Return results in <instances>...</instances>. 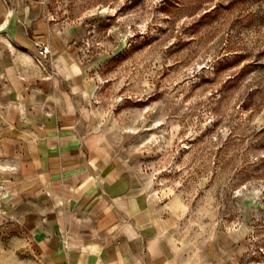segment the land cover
<instances>
[{"label":"rangeland","instance_id":"obj_1","mask_svg":"<svg viewBox=\"0 0 264 264\" xmlns=\"http://www.w3.org/2000/svg\"><path fill=\"white\" fill-rule=\"evenodd\" d=\"M42 1L88 66L97 130L180 248L200 256L208 241L233 242L236 264H264V0ZM26 2L0 0V54L4 20ZM36 49L20 56L47 74L51 51ZM15 165L0 132V264H44L46 233Z\"/></svg>","mask_w":264,"mask_h":264},{"label":"crops","instance_id":"obj_2","mask_svg":"<svg viewBox=\"0 0 264 264\" xmlns=\"http://www.w3.org/2000/svg\"><path fill=\"white\" fill-rule=\"evenodd\" d=\"M4 21L0 132L15 149L22 196L43 223L46 239L36 247L44 264H236L242 248L233 242L208 241L200 256L180 248L172 219L116 141L97 130L85 95L88 66L45 2L27 0ZM37 47L51 51L47 74L20 56Z\"/></svg>","mask_w":264,"mask_h":264},{"label":"built area","instance_id":"obj_3","mask_svg":"<svg viewBox=\"0 0 264 264\" xmlns=\"http://www.w3.org/2000/svg\"><path fill=\"white\" fill-rule=\"evenodd\" d=\"M48 53H49L48 49L45 48L41 54H48Z\"/></svg>","mask_w":264,"mask_h":264}]
</instances>
